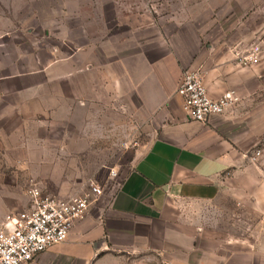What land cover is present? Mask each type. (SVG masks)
<instances>
[{"label":"crops","instance_id":"crops-1","mask_svg":"<svg viewBox=\"0 0 264 264\" xmlns=\"http://www.w3.org/2000/svg\"><path fill=\"white\" fill-rule=\"evenodd\" d=\"M100 2L90 24L100 32L86 30L82 43L72 33L36 69L22 70L31 62L9 53L13 31L0 27V131L12 129L23 162L57 161L56 117L75 107L110 110L118 99L120 112L135 109L155 125L130 172L105 186L66 242L30 264H264V233L226 234L216 218L264 214V0H168L165 11L158 0L127 11L121 0ZM11 5L0 0V24L17 17ZM254 44L260 63L240 65L237 54ZM63 46L70 56L58 57ZM188 69L202 72L212 99L235 91L241 105L205 124L188 120L177 94Z\"/></svg>","mask_w":264,"mask_h":264},{"label":"rangeland","instance_id":"rangeland-1","mask_svg":"<svg viewBox=\"0 0 264 264\" xmlns=\"http://www.w3.org/2000/svg\"><path fill=\"white\" fill-rule=\"evenodd\" d=\"M6 1L11 2L17 17L7 20L4 25L1 23L0 27L6 26L9 31H13L8 44L14 45V51L9 53L16 59L31 62V66L22 70L36 69L32 64H36L39 58L46 61L53 58L54 48L60 42L67 43L72 33L82 43L86 41L83 32L101 30L100 25H90L96 22V11L104 5L101 0ZM152 1L121 0L116 4L127 11L135 6L151 9L156 5ZM158 1L160 10L165 11L168 0ZM181 5L173 2L170 7L179 11ZM71 53L68 46H63L58 57L65 58ZM85 57L86 52H81L80 62ZM121 102L113 99L110 110H103L96 104L94 110L88 109L87 114L80 113L81 110L75 107L72 110L78 112L71 116L58 115L54 134L56 138L50 139L62 142L61 146L55 148L56 162H23L25 148L17 146L18 140L14 136L7 139L9 135H14L12 129L0 131V227L7 215L17 214L30 207L28 190L33 186L47 195L60 198L56 194L59 191L67 194L62 198H71L87 193L92 181H97L105 189L109 182L121 180L130 172L154 139L155 125L149 115L135 109L120 112ZM130 103L135 102L132 100ZM13 128L16 130V125ZM113 172L117 174L116 178L112 177ZM237 213L240 217L235 215L233 218L230 216V219L223 213L216 215L220 225L217 228L226 234L248 235L253 239L264 233V214ZM210 215L213 217V214Z\"/></svg>","mask_w":264,"mask_h":264},{"label":"built area","instance_id":"built-area-1","mask_svg":"<svg viewBox=\"0 0 264 264\" xmlns=\"http://www.w3.org/2000/svg\"><path fill=\"white\" fill-rule=\"evenodd\" d=\"M262 47L254 44L237 61L243 66H255L261 61ZM177 94L182 99V109L188 120L207 123L211 117L225 115L237 109L242 98L235 91H227L212 99L199 70H186L179 82ZM261 150L249 157L256 164ZM116 178L117 174L112 173ZM104 194L97 181L89 183L84 195L61 199L47 195L36 186L28 190L30 207L17 214L7 215L0 227V264H30L39 254L66 242L77 221L84 220L90 205Z\"/></svg>","mask_w":264,"mask_h":264}]
</instances>
